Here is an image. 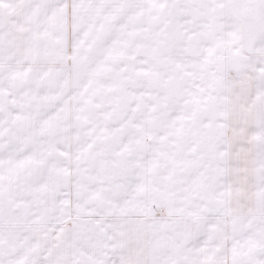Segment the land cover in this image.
I'll return each instance as SVG.
<instances>
[{
	"label": "snow or ice",
	"instance_id": "1",
	"mask_svg": "<svg viewBox=\"0 0 264 264\" xmlns=\"http://www.w3.org/2000/svg\"><path fill=\"white\" fill-rule=\"evenodd\" d=\"M0 264H264V0H0Z\"/></svg>",
	"mask_w": 264,
	"mask_h": 264
}]
</instances>
